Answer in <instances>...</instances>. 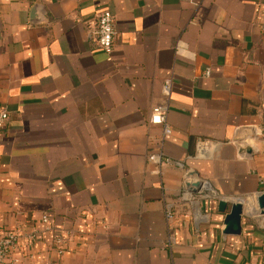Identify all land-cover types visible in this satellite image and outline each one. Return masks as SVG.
<instances>
[{
	"label": "crops",
	"instance_id": "obj_1",
	"mask_svg": "<svg viewBox=\"0 0 264 264\" xmlns=\"http://www.w3.org/2000/svg\"><path fill=\"white\" fill-rule=\"evenodd\" d=\"M104 10L111 55L91 35ZM167 78L164 140L149 118ZM0 108V229L47 214L52 231L8 264H264V0H0ZM200 140L211 157L193 159ZM162 143L182 166L149 160ZM188 171L213 193L182 199ZM221 201L244 204L241 235ZM64 229L82 235L61 256Z\"/></svg>",
	"mask_w": 264,
	"mask_h": 264
},
{
	"label": "built area",
	"instance_id": "obj_2",
	"mask_svg": "<svg viewBox=\"0 0 264 264\" xmlns=\"http://www.w3.org/2000/svg\"><path fill=\"white\" fill-rule=\"evenodd\" d=\"M91 35L94 37L97 46L105 54L111 55L114 52L117 32L115 28V17L111 10H104L96 16V23L91 30ZM205 75L207 77L211 76V71H206ZM172 85V78L165 79L163 85L165 103L154 106L151 110L149 118L150 125L159 126L162 128L164 140L167 136L172 134V129L169 124V99L171 96ZM9 119L10 116L8 112L5 109L0 108V132H2L7 127ZM214 149L215 147L213 142L208 140H200L197 142L196 153L193 159H207L212 156ZM149 160L151 162L157 163L160 166L174 164L182 166V163L175 162L173 159L166 156L163 150V143L161 147L149 152ZM192 177L193 173L189 171L184 175L182 191L180 195L182 199L192 200L194 198L193 196L201 194L203 195L204 191H211L213 193L211 187H209L205 181L201 180L199 177L193 180ZM165 216L168 223L167 245L171 246L175 243L172 222L176 218V213L170 206H168L165 211ZM260 216L264 217L263 214ZM49 222L50 217L46 214L42 217L44 229L41 231L35 228L27 229L26 227L16 230L0 229V264H8L10 258H12L14 252L18 249V246H20L22 240L25 239L28 245L32 247L39 240L42 231L45 234L52 232L48 227ZM105 227H107L106 224ZM81 235V230L64 229L58 231L56 234H53L51 244L56 247L57 253L63 256L69 250L68 248L70 241L74 237Z\"/></svg>",
	"mask_w": 264,
	"mask_h": 264
},
{
	"label": "water",
	"instance_id": "obj_3",
	"mask_svg": "<svg viewBox=\"0 0 264 264\" xmlns=\"http://www.w3.org/2000/svg\"><path fill=\"white\" fill-rule=\"evenodd\" d=\"M257 204L264 215V193L257 198ZM231 205L228 212V207ZM219 211L226 214L224 220V234L226 236H239L242 233V219L244 214V204L241 202H235L229 204L228 201L219 202Z\"/></svg>",
	"mask_w": 264,
	"mask_h": 264
}]
</instances>
